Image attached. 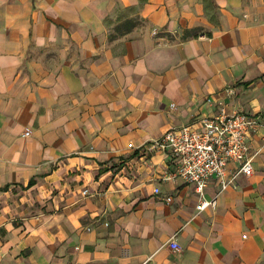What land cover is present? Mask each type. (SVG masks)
Returning a JSON list of instances; mask_svg holds the SVG:
<instances>
[{
	"label": "crops",
	"instance_id": "0c3cea01",
	"mask_svg": "<svg viewBox=\"0 0 264 264\" xmlns=\"http://www.w3.org/2000/svg\"><path fill=\"white\" fill-rule=\"evenodd\" d=\"M222 103L264 120V0H0V264H264V129L201 193L149 148Z\"/></svg>",
	"mask_w": 264,
	"mask_h": 264
},
{
	"label": "built area",
	"instance_id": "2783aa9c",
	"mask_svg": "<svg viewBox=\"0 0 264 264\" xmlns=\"http://www.w3.org/2000/svg\"><path fill=\"white\" fill-rule=\"evenodd\" d=\"M226 91L234 92L231 88ZM262 129L264 120L258 115L219 107L213 115L200 116L191 123L166 129L149 141V148L172 153L176 164L170 176L192 183L198 193L211 178L225 189L236 185L240 175L252 173V160L260 149H252L249 139ZM28 133L25 130L22 134ZM210 203L201 199L196 207L202 209ZM168 246L178 249L173 238L168 241Z\"/></svg>",
	"mask_w": 264,
	"mask_h": 264
},
{
	"label": "rangeland",
	"instance_id": "374dc122",
	"mask_svg": "<svg viewBox=\"0 0 264 264\" xmlns=\"http://www.w3.org/2000/svg\"><path fill=\"white\" fill-rule=\"evenodd\" d=\"M227 88L234 89L232 86L226 87L225 89H227ZM233 93H234V92H233ZM233 93H231V94H230V96H232V95H233ZM221 107H224V108H225V104H224V103H222ZM170 108H173V104H171V105H170ZM232 110H233V109H232Z\"/></svg>",
	"mask_w": 264,
	"mask_h": 264
},
{
	"label": "trees",
	"instance_id": "16d2710c",
	"mask_svg": "<svg viewBox=\"0 0 264 264\" xmlns=\"http://www.w3.org/2000/svg\"><path fill=\"white\" fill-rule=\"evenodd\" d=\"M32 183H33V179H30L28 185H31Z\"/></svg>",
	"mask_w": 264,
	"mask_h": 264
}]
</instances>
